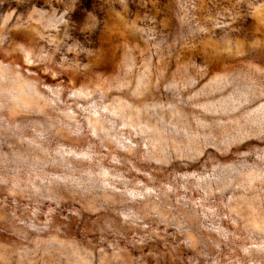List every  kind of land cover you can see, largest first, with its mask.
<instances>
[{"label":"rangeland","instance_id":"rangeland-1","mask_svg":"<svg viewBox=\"0 0 264 264\" xmlns=\"http://www.w3.org/2000/svg\"><path fill=\"white\" fill-rule=\"evenodd\" d=\"M0 264H264V0H0Z\"/></svg>","mask_w":264,"mask_h":264}]
</instances>
